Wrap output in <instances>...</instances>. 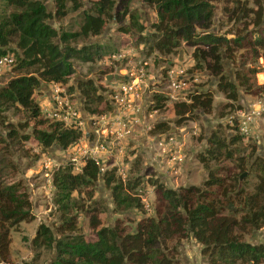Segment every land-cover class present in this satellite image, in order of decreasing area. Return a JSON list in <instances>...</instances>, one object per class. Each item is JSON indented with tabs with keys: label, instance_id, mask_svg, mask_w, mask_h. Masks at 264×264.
Segmentation results:
<instances>
[{
	"label": "trees",
	"instance_id": "1",
	"mask_svg": "<svg viewBox=\"0 0 264 264\" xmlns=\"http://www.w3.org/2000/svg\"><path fill=\"white\" fill-rule=\"evenodd\" d=\"M52 1L57 17L65 14L66 6L70 10H77L80 6L79 0ZM132 1L96 0L91 11L82 13L78 30L65 31L48 23L51 15L40 0H0L7 8L6 12L0 13V56L11 54L14 60L12 65L17 72L0 85V128L10 138L6 140L0 135V261H6L10 228L19 221L32 218L25 192L18 182L6 177L10 166L7 160L10 144H18V139L26 141L32 137L41 148L57 146L66 149L81 135L78 127L42 118L33 92L41 81L64 85L74 72L73 61L92 62L108 54L104 45L75 47L70 41L99 34L106 17L121 21L128 16L131 27L123 30L135 29L138 42L144 44L148 53L157 51L170 54L185 43L194 47L195 60L198 55L209 56L213 71L218 76L217 87L233 100L238 98V92L235 85L221 73V49L229 55L232 46L249 49L255 57H261L264 61L260 0H254L256 9L247 7V2L231 0L234 6L224 11L229 19L244 20L245 25L242 34L229 38L210 30L217 0H140L153 7L156 13L151 30L144 34L145 26L139 22V15L129 7ZM252 13L253 17H249ZM251 24L259 29L248 30ZM251 32H254V37H250ZM10 44H13V49L9 47ZM257 72V68L248 67L246 71L236 73L239 84L246 92L264 90V85H255L254 75ZM108 73L111 71L102 70L101 77ZM67 87L68 90L70 87ZM76 88L83 99L85 111L100 114L106 110L102 95L96 92L91 79L77 80ZM167 98L163 93L155 94L152 109L162 108ZM212 100L209 90L189 92L184 100L173 103L175 113L180 118L177 122L191 116L195 109L210 113ZM100 102L103 105L100 106ZM9 110L14 113L20 111L24 119L14 124L5 121L2 113ZM29 121L30 132L20 133L18 130L27 128ZM164 127L162 121L153 125L154 132L163 131ZM238 138L233 137L229 141L234 143ZM226 144L225 138L213 131L208 138L206 153L199 155V161L206 164L208 157L217 159L222 155L231 158L232 151ZM253 166L259 171L258 180L253 191L246 194L242 189H236V176L232 178V191L230 184H226L227 180L213 170L209 171L203 187L190 185L179 190L154 181L156 201L153 214L142 215L134 228L129 229L120 219L111 225H99L93 213L89 217L93 234L86 238L79 232L76 216L72 213L73 208L78 206L73 193L101 179L110 190L117 210L142 211L141 198L133 192L141 186V179L136 176L121 181L115 175V168L107 169L100 175L98 163L92 159H85L78 171H74L69 163L59 165L51 174L54 189L52 202L59 219L54 235L47 226L39 224L33 240L53 244L55 255L44 264H172L162 246H166L169 239L185 237L189 233L202 243L203 252L209 256L211 264L264 263V242H250L243 236L251 226L264 225V158L257 156ZM243 167V163L238 164L240 171ZM236 203L240 205L232 209L229 207V204Z\"/></svg>",
	"mask_w": 264,
	"mask_h": 264
},
{
	"label": "rangeland",
	"instance_id": "2",
	"mask_svg": "<svg viewBox=\"0 0 264 264\" xmlns=\"http://www.w3.org/2000/svg\"><path fill=\"white\" fill-rule=\"evenodd\" d=\"M40 1L51 15L48 23L61 30L75 31L78 30L82 13L91 11L96 0H79L80 6L77 10H70L66 6L65 14L60 17L54 15L55 6L52 0ZM241 1L247 2L249 8H257L254 0ZM214 6L211 31L228 38L243 33L244 20H231L224 11L225 8L231 9L234 6L233 1L217 0ZM129 7L139 15V22L145 26L142 34L149 32L151 23L156 21L154 8L140 0H133ZM260 7L263 13L261 28L264 29V0H260ZM6 9L0 2V13L6 12ZM253 15L252 13L249 17ZM128 27H131L128 16L121 21L106 17L99 34L70 41L75 47L94 44L104 45L108 50V54L92 62L73 61L74 72L64 83L70 87H67L66 93L70 95L69 99L73 102L78 116L77 121L80 122L78 125L81 135L76 142L66 149L57 146L41 148L32 137L26 141L18 139V144H10L7 154L10 166L6 177L18 182L21 190L25 192L32 218L19 221L10 228L6 261H0V264H44L53 258L55 251L52 243L33 240L39 224L47 226L54 235L55 225L59 220L52 202L54 189L51 174L59 165L67 163L77 171L79 162L86 156L82 149L85 145L93 146L97 141L104 142L107 147L106 152L97 160L100 175L107 169L115 168V175L121 181L140 177L141 186L136 187L133 192L139 194L143 210H117L112 202L110 190L101 179L91 186L81 187L72 195L78 201V206L73 208L72 213L76 216L79 232L86 238L93 234L89 225V217L93 213L96 214L99 225H111L116 219H120L129 229L134 228L142 215L153 214L156 201L152 184L154 181L179 190L190 185L203 187L209 171L213 170L216 175H221L227 180L226 184H230L232 191L234 176L238 181L235 182L236 189H242L244 194L253 191L259 175L253 164L257 156L264 158V90L258 93L246 92L239 84L236 73L246 71L248 67H255L258 69L254 75L255 85L263 86V59L255 57L249 49L232 46L230 55L221 49V73L235 85L238 92V98L233 100L227 98L226 93L217 87L218 76L213 71L212 59L209 56L198 55L195 60L194 47L185 43H181L170 54H160L157 51L148 53L144 44L138 42V32L135 29L123 30ZM251 29L257 31L259 27L254 28L251 24L248 30ZM254 36V32H251L250 37ZM9 47L13 49L14 46L10 44ZM111 55L117 56L111 58ZM176 68L184 69L181 89L176 92L178 100H184L185 96L194 90H209L213 97L210 113L195 109L191 116L177 122L180 118L175 113L173 103L178 100H172L167 95L170 91L168 74L171 69ZM140 69L144 70L143 80L147 83L142 99L123 107L114 105L109 94L116 83L114 80L105 81L104 77H101V71L110 70L118 75L116 80L123 81L132 77L133 71ZM15 74L17 72L14 65L5 68L0 74V85ZM250 77L252 79V75ZM79 79H91L95 83L96 92L102 95L107 106L105 111L100 114L85 111L83 99L76 88ZM47 86L43 81L40 82V86L32 95L34 101H40L38 99L44 97ZM162 93L168 97V101L162 108L152 109L154 95ZM99 105H103V102ZM254 109H259V112L244 124L245 116ZM2 115L5 121L13 124L25 117L20 111L14 113L11 110L3 112ZM42 118L45 116L42 115ZM118 118L125 121L129 129L121 138H117L114 132H109L113 128L112 121ZM159 121L165 123V127L163 131L154 132L153 125ZM30 125L31 121L28 122L27 128L18 131L29 133ZM243 126L246 128L242 129ZM213 131L225 138L227 147L232 151V157H208L209 160L203 164L198 157L206 153L208 138ZM5 133L1 127L0 135L10 140ZM233 137L239 138L232 143L229 139ZM175 153L180 155V158H173ZM239 163L244 165L242 171L238 169ZM145 205H149L148 209ZM238 205L240 203L229 204V207L232 209ZM243 236L250 242H264V225L251 226ZM202 248V243L191 233L185 237L169 239L166 246H162L172 264H211L209 256Z\"/></svg>",
	"mask_w": 264,
	"mask_h": 264
},
{
	"label": "built area",
	"instance_id": "3",
	"mask_svg": "<svg viewBox=\"0 0 264 264\" xmlns=\"http://www.w3.org/2000/svg\"><path fill=\"white\" fill-rule=\"evenodd\" d=\"M117 55H111V58H116ZM14 60L11 54H5L0 56V74L1 72L10 66H12ZM133 71L132 77L125 79L123 81H114L116 84L112 86L114 89L112 93L109 94L110 100H113V104L116 106L123 107L125 105H132L133 101L142 99V94L146 88L145 84L147 83L144 79V70L140 69L136 73ZM184 69L176 68L171 69L168 74L169 80V89L168 97L172 100H178L176 92L181 89L182 86V77ZM47 92H45L44 97L38 103L40 111L43 116L54 119L62 122L64 125L79 127L80 122L77 121L78 116L75 111L73 102L69 99V96L66 93L65 85L58 82H49L47 83ZM144 87V88H143ZM259 112V109H254L247 114L246 119L243 120V123H247L252 120L253 116ZM113 128L109 132H114L117 138H121L123 135L127 134L129 129L127 124L122 119H114L111 123ZM245 129L246 127H241ZM81 130V129H80ZM106 145L104 142L97 141L93 146H86L82 149V152L86 154L84 158L79 162V169L84 163L85 159H92L97 163V160L100 159V155L106 152ZM173 158H180V155L174 154ZM78 169V170H79ZM77 170V171H78ZM149 205H145L148 209Z\"/></svg>",
	"mask_w": 264,
	"mask_h": 264
},
{
	"label": "water",
	"instance_id": "4",
	"mask_svg": "<svg viewBox=\"0 0 264 264\" xmlns=\"http://www.w3.org/2000/svg\"><path fill=\"white\" fill-rule=\"evenodd\" d=\"M118 78V75L114 74V73H108L104 76V79L107 80H116ZM242 177V176H241ZM252 264V263H250Z\"/></svg>",
	"mask_w": 264,
	"mask_h": 264
},
{
	"label": "crops",
	"instance_id": "5",
	"mask_svg": "<svg viewBox=\"0 0 264 264\" xmlns=\"http://www.w3.org/2000/svg\"><path fill=\"white\" fill-rule=\"evenodd\" d=\"M151 80H153V79H151ZM105 81H106V80H105ZM107 81H109V80H107ZM113 82H114V81H113ZM46 92H47V90H46ZM39 98H40V97H39ZM38 100L41 101L42 99L40 98V99H38ZM40 101H37V102L39 103Z\"/></svg>",
	"mask_w": 264,
	"mask_h": 264
}]
</instances>
